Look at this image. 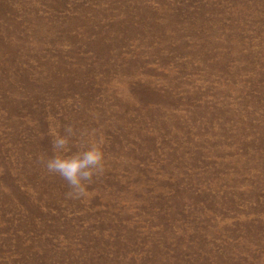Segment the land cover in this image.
<instances>
[{
  "label": "rangeland",
  "instance_id": "rangeland-1",
  "mask_svg": "<svg viewBox=\"0 0 264 264\" xmlns=\"http://www.w3.org/2000/svg\"><path fill=\"white\" fill-rule=\"evenodd\" d=\"M0 264H264V0H0Z\"/></svg>",
  "mask_w": 264,
  "mask_h": 264
},
{
  "label": "clouds",
  "instance_id": "clouds-1",
  "mask_svg": "<svg viewBox=\"0 0 264 264\" xmlns=\"http://www.w3.org/2000/svg\"><path fill=\"white\" fill-rule=\"evenodd\" d=\"M72 131L67 129L66 135L52 133L53 149L57 155L49 158L45 167L50 174L59 175L67 182L74 197H83L87 194L84 182L103 172V137L94 140L84 151L67 155Z\"/></svg>",
  "mask_w": 264,
  "mask_h": 264
}]
</instances>
